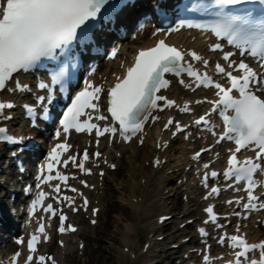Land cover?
<instances>
[{"label":"snow or ice","instance_id":"1","mask_svg":"<svg viewBox=\"0 0 264 264\" xmlns=\"http://www.w3.org/2000/svg\"><path fill=\"white\" fill-rule=\"evenodd\" d=\"M140 7L138 0H0V90L32 92V86L21 82L19 76L33 74L36 77L37 90L32 92V96L38 105H21L31 126L40 128L44 123L54 122L58 113L62 112L60 127L55 135L59 138L64 134V139L53 144L46 159L39 165L37 179L40 183L36 187L40 188L44 182L57 178L60 181L68 180V175L59 170L57 165L67 166L69 161L75 164L77 160V156L72 154L62 160V156L73 147L68 142L70 130L77 133H92L95 130L97 144L105 133L117 132L123 141L130 142L145 129L146 122L160 119L153 114L154 110L175 106L181 113H191L193 108L190 107V101L185 100L181 105L175 99L161 94V90L168 89L172 84V80L168 78L171 74L185 88L194 90L204 86L215 89L216 98L211 99V106L192 123L211 131L218 144L234 142V148L228 150L230 154L227 156V166L223 169V177L230 183H225L223 188L233 189L243 182L247 197L245 201V197L237 195L226 201L244 210L236 211L234 215L247 218L251 210L264 209V200L256 192L258 184H264V181L256 178L259 173H264V0H181L175 5L174 22L165 18L164 11L158 5L155 6L165 28L157 27L153 35L165 29L166 34H171L185 27L202 31L206 34L208 50L220 56L214 64V73L220 78L210 75L207 70L212 67L210 56L192 47L183 48L170 44L162 37L151 47L139 48L123 77L117 76L114 83L107 86L106 111L111 114L112 123L102 127L100 123L93 121V117L97 120L107 119L101 112V94L105 86L85 77L83 87L73 95V89L80 83L81 69L84 66L82 54L90 51L102 52L103 44L98 45V36L104 39L106 33H115L117 36L125 33L127 24L122 17L135 16ZM144 16L148 18L147 13ZM208 33L211 35H207ZM109 54L115 57L117 48L112 47ZM249 56L255 58L259 69L247 62ZM197 63H202L204 68L196 67ZM88 68L95 72L94 62H89ZM184 74L191 81L186 80ZM14 77L12 87L10 85ZM203 99L207 100L208 97ZM196 103L200 101L197 100ZM14 107L16 102L13 99H0V122L13 118L11 109ZM210 113H218L222 120V131H216L220 125L208 118ZM188 127L189 125L174 119L172 115L162 125L164 130L170 129L171 138H176L182 130H185L187 138L191 135L187 132ZM26 139L28 143H25ZM0 143L18 144L19 147L11 153L14 157H19L25 148L37 147L31 142V137L10 134L7 125L3 123H0ZM138 143H144L142 135H139ZM169 144L170 139H165L156 148L167 149ZM212 147L211 144L207 146L208 149ZM249 149L254 151V155L238 158L241 150ZM205 151V147H200L192 152L191 158L199 161ZM101 155L100 151L95 152L96 157ZM88 158L89 152L85 149L83 158L75 165L84 173L92 172L91 168L85 166ZM104 162L107 163L105 158ZM155 162L158 164L159 159ZM22 164L23 160L20 159L18 167ZM210 164L211 161H208L203 167L208 169ZM111 167L115 165L112 164ZM103 171L100 170L101 175ZM196 173H200L199 167ZM218 175L216 169L203 173L199 182L208 189L203 199L220 195V184L213 183L209 187L210 178H218ZM82 183L87 184V181ZM54 187L57 192L60 191V184H55ZM235 190L240 191L239 188ZM74 191L84 197L83 207L87 210L88 197L80 189ZM48 195V192L41 189L31 201L29 212L34 213ZM56 199L60 200V196ZM63 199L71 205L74 198L64 195ZM44 211L55 214L58 209L48 203ZM96 211L97 209H93V212ZM204 211L209 222L218 220L213 203H208ZM231 215L232 213L224 214L228 223ZM66 219V215L61 212L60 233L74 231L76 228L71 223L65 227ZM164 220L165 217H161V221ZM216 227L222 228L224 225L217 223ZM239 229L240 226L237 225L234 234L224 231L219 235V244H226L233 250L232 259H224V254H220L222 264H264V239L249 242L245 234H240ZM38 231L45 232L43 223H40ZM198 232L205 237L208 235L203 226L198 228ZM48 238L45 235L44 240ZM39 240L36 233L27 239L28 254L23 264H32L34 260L36 264H57L53 255L38 253ZM19 243H24L22 237L19 238ZM209 247L205 243L203 264L213 262V257L207 251ZM255 250L259 251V258L249 259ZM20 256V251L14 252L7 264H17Z\"/></svg>","mask_w":264,"mask_h":264},{"label":"clouds","instance_id":"2","mask_svg":"<svg viewBox=\"0 0 264 264\" xmlns=\"http://www.w3.org/2000/svg\"><path fill=\"white\" fill-rule=\"evenodd\" d=\"M144 137L145 145L141 146L135 141L120 142V157L116 158L117 170L111 176L116 183L118 195L117 203L113 206L110 218L103 215L108 211V203L97 192L93 198L102 209L98 217V225L110 234L113 256L116 264H125L130 249L141 247L140 237H150L158 228L159 214L166 210L168 189L165 184L173 170L186 168L192 155V145L180 143L175 146L177 150L171 151L167 163L160 166L153 165L154 148L166 139L163 128L149 125L140 133ZM113 148L112 151H116ZM123 167V174H119ZM193 197L183 205V212H191L197 207V189L194 181L189 180L184 185ZM70 241L58 248L55 252L57 264H67V254L73 250Z\"/></svg>","mask_w":264,"mask_h":264},{"label":"rangeland","instance_id":"3","mask_svg":"<svg viewBox=\"0 0 264 264\" xmlns=\"http://www.w3.org/2000/svg\"><path fill=\"white\" fill-rule=\"evenodd\" d=\"M107 249H109V248H107ZM107 256H109V257L105 261L106 256H104V254H102V257L100 258L101 259V262H103V264H114L115 257L113 256V254L111 253V251H110V253Z\"/></svg>","mask_w":264,"mask_h":264}]
</instances>
